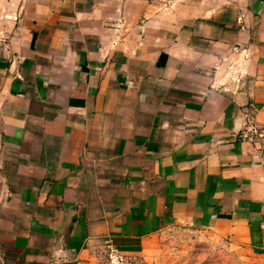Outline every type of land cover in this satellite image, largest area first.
<instances>
[{
    "label": "crops",
    "instance_id": "1",
    "mask_svg": "<svg viewBox=\"0 0 264 264\" xmlns=\"http://www.w3.org/2000/svg\"><path fill=\"white\" fill-rule=\"evenodd\" d=\"M264 0H0V264L147 260L173 224L264 254Z\"/></svg>",
    "mask_w": 264,
    "mask_h": 264
},
{
    "label": "rangeland",
    "instance_id": "2",
    "mask_svg": "<svg viewBox=\"0 0 264 264\" xmlns=\"http://www.w3.org/2000/svg\"><path fill=\"white\" fill-rule=\"evenodd\" d=\"M145 257L148 264H264V254H255L213 229L184 224L162 230Z\"/></svg>",
    "mask_w": 264,
    "mask_h": 264
},
{
    "label": "built area",
    "instance_id": "3",
    "mask_svg": "<svg viewBox=\"0 0 264 264\" xmlns=\"http://www.w3.org/2000/svg\"><path fill=\"white\" fill-rule=\"evenodd\" d=\"M241 140L256 143L264 138V126L248 117L239 132ZM105 264H148L145 260L119 249L112 239L104 240Z\"/></svg>",
    "mask_w": 264,
    "mask_h": 264
}]
</instances>
